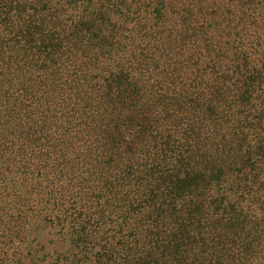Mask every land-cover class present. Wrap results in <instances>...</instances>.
Returning <instances> with one entry per match:
<instances>
[{"label":"trees","instance_id":"16d2710c","mask_svg":"<svg viewBox=\"0 0 264 264\" xmlns=\"http://www.w3.org/2000/svg\"><path fill=\"white\" fill-rule=\"evenodd\" d=\"M0 264H264V0H0Z\"/></svg>","mask_w":264,"mask_h":264}]
</instances>
